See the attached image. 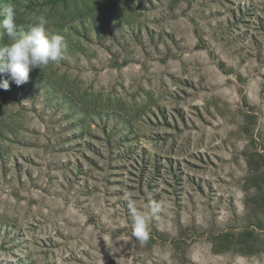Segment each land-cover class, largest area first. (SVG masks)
Wrapping results in <instances>:
<instances>
[{
  "label": "rangeland",
  "instance_id": "rangeland-1",
  "mask_svg": "<svg viewBox=\"0 0 264 264\" xmlns=\"http://www.w3.org/2000/svg\"><path fill=\"white\" fill-rule=\"evenodd\" d=\"M10 4L63 58L0 89V264H264V0Z\"/></svg>",
  "mask_w": 264,
  "mask_h": 264
},
{
  "label": "clouds",
  "instance_id": "clouds-1",
  "mask_svg": "<svg viewBox=\"0 0 264 264\" xmlns=\"http://www.w3.org/2000/svg\"><path fill=\"white\" fill-rule=\"evenodd\" d=\"M4 19L0 21V30L9 39V43L0 47V74L7 79L0 80V89L8 90L10 84L22 86L29 80L34 69H43L50 64H58L63 58L62 39L58 35H49L46 31L48 20L41 14L34 18L27 32L17 30L16 10L11 4L0 12ZM158 211V206L153 212ZM133 235L138 241L147 239V217L133 210Z\"/></svg>",
  "mask_w": 264,
  "mask_h": 264
}]
</instances>
